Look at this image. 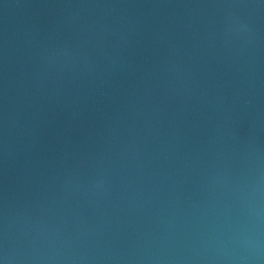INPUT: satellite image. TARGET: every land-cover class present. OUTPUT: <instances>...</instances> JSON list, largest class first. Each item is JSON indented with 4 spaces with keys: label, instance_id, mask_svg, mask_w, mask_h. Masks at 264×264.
Returning <instances> with one entry per match:
<instances>
[{
    "label": "water",
    "instance_id": "1",
    "mask_svg": "<svg viewBox=\"0 0 264 264\" xmlns=\"http://www.w3.org/2000/svg\"><path fill=\"white\" fill-rule=\"evenodd\" d=\"M0 259L264 264L262 0H0Z\"/></svg>",
    "mask_w": 264,
    "mask_h": 264
},
{
    "label": "clouds",
    "instance_id": "2",
    "mask_svg": "<svg viewBox=\"0 0 264 264\" xmlns=\"http://www.w3.org/2000/svg\"><path fill=\"white\" fill-rule=\"evenodd\" d=\"M262 3H264V0H262ZM0 264H7L6 259H0Z\"/></svg>",
    "mask_w": 264,
    "mask_h": 264
}]
</instances>
